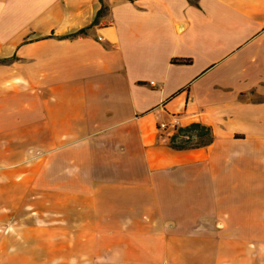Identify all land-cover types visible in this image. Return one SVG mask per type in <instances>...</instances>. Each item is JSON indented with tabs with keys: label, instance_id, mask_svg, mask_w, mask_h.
<instances>
[{
	"label": "crops",
	"instance_id": "0c3cea01",
	"mask_svg": "<svg viewBox=\"0 0 264 264\" xmlns=\"http://www.w3.org/2000/svg\"><path fill=\"white\" fill-rule=\"evenodd\" d=\"M172 115L213 142L173 148ZM21 210L74 264H191L210 227L236 256L220 226L264 225V0H0V226Z\"/></svg>",
	"mask_w": 264,
	"mask_h": 264
},
{
	"label": "rangeland",
	"instance_id": "374dc122",
	"mask_svg": "<svg viewBox=\"0 0 264 264\" xmlns=\"http://www.w3.org/2000/svg\"><path fill=\"white\" fill-rule=\"evenodd\" d=\"M30 224V220L25 217V212L21 210L16 212L11 224L8 225L6 222L5 225L0 226V264H74V258L68 259L63 256L67 251H64L62 246L60 247V242H49L48 244L36 242L34 234L30 233ZM27 225H29V229ZM214 228L210 227L212 231L209 234L212 238L208 242L209 255L201 258L200 256L195 257V252H191V264H264V225L250 227L220 226L224 231H219V234H240V251L236 252V256L231 255L233 253L232 244H229L222 253L224 256L219 254L214 257L215 249L218 247L215 241L217 238L214 236L216 234ZM194 247V243H192V248ZM82 263L89 264L88 261ZM95 263L112 264V262H108L107 255L102 258L97 257Z\"/></svg>",
	"mask_w": 264,
	"mask_h": 264
},
{
	"label": "trees",
	"instance_id": "16d2710c",
	"mask_svg": "<svg viewBox=\"0 0 264 264\" xmlns=\"http://www.w3.org/2000/svg\"><path fill=\"white\" fill-rule=\"evenodd\" d=\"M197 4V2L194 1ZM104 9L99 10L95 21L98 20ZM85 32L80 29L66 36L72 37ZM213 131L208 125L200 122H192L187 126H180L177 131L169 137L170 146L176 149H186L205 146L213 142Z\"/></svg>",
	"mask_w": 264,
	"mask_h": 264
},
{
	"label": "built area",
	"instance_id": "2783aa9c",
	"mask_svg": "<svg viewBox=\"0 0 264 264\" xmlns=\"http://www.w3.org/2000/svg\"><path fill=\"white\" fill-rule=\"evenodd\" d=\"M180 126V119L176 115H172L170 120L161 121L158 124L159 129H161L162 131H171L173 134L177 131Z\"/></svg>",
	"mask_w": 264,
	"mask_h": 264
}]
</instances>
